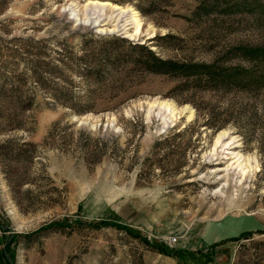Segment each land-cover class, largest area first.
I'll list each match as a JSON object with an SVG mask.
<instances>
[{
	"label": "rangeland",
	"instance_id": "374dc122",
	"mask_svg": "<svg viewBox=\"0 0 264 264\" xmlns=\"http://www.w3.org/2000/svg\"><path fill=\"white\" fill-rule=\"evenodd\" d=\"M135 3L0 0V256L15 237L11 264H240L252 255L263 258L264 122L237 119L212 133L194 109L233 111L237 103L264 98L262 89L251 97L207 92L197 84L188 91L177 78L136 68L135 83L115 102L117 111L79 116L47 104L38 80L16 78L24 65L15 51L31 46L29 38L45 40L47 60L60 39L86 31L120 36L163 59L197 63L245 65L233 49L264 46L261 11L235 9V0H172L151 16ZM199 4L208 14L194 13ZM14 91L34 93L30 110L14 113ZM187 127L168 143V157L163 147L152 151L158 140ZM101 221L175 254L98 227ZM54 223L64 228L35 233ZM244 234L251 237L242 240Z\"/></svg>",
	"mask_w": 264,
	"mask_h": 264
},
{
	"label": "trees",
	"instance_id": "16d2710c",
	"mask_svg": "<svg viewBox=\"0 0 264 264\" xmlns=\"http://www.w3.org/2000/svg\"><path fill=\"white\" fill-rule=\"evenodd\" d=\"M110 1L120 5L138 2V5L135 3V8L142 15L151 16L152 14L165 11L167 7H170L172 0ZM235 2L237 3L232 6L235 9L243 7L249 10L251 7H255L261 11L257 19L261 15L264 16V5L260 0H235ZM201 10L208 14L205 6L201 4L197 6L194 13L198 14ZM72 37L77 38L78 42L68 44L67 42ZM166 37L168 35L163 36V38ZM27 43H30L31 46L19 52L15 51L20 56L18 61H22L24 65L23 71L16 78L18 79L21 76L27 81L35 82V80H38L37 82L45 90L42 93V97L44 100H48L47 104L66 108L74 115L81 116L88 113L96 114L117 111L119 104H115V102L124 100L125 97L121 96L135 83L136 68L149 74L177 78L188 91L191 90L190 85L193 84H197L195 86H203V89L207 92L231 93L248 97H251L250 95L256 90L262 89L264 91V46L235 47L233 51L238 52L242 56L245 65H223L216 61L197 63L163 59L156 56L147 46L137 45L120 36L97 35L90 31L80 35L74 33L69 37L60 39L57 43L58 48L54 50L55 57L51 60L46 59V57H49V50L46 47L47 45L44 44V39L33 42L29 38ZM76 76L79 78L77 84L73 80ZM77 85H82V89ZM258 97L260 95L253 96V98ZM11 98L15 113L30 110L34 104L35 95L34 93L23 94L14 91ZM234 108L236 109L233 111L227 109L210 113L211 111L209 110L201 111L198 107H194L196 120L199 116L203 117L204 126L210 129L212 133H216L228 124L232 123L235 125L237 119H244L247 124H253L256 120H261V123L264 122V98L257 99L255 104L237 103ZM15 115L13 114L12 117L15 118ZM233 115H236V117ZM188 130H190L189 127L170 137L167 134L154 144L152 151L156 147H163V150H165L163 156L168 157L171 153L168 143L181 139ZM189 140L187 138L186 146L180 149L181 156H184L185 151L188 149ZM100 149L101 146L95 148L96 151ZM96 151H94V154H97ZM91 154L93 155V153ZM181 165L179 164V167ZM97 226L122 230L159 254L167 256L175 254L168 247L151 243L146 238L141 237L136 231L118 225L115 222L101 221ZM63 228V225L54 223L39 229L35 233L39 234L46 230ZM250 237L251 234H244L241 239L247 240ZM234 240L238 241V239ZM14 242L15 237H12L5 245L0 256V264L13 263L14 254L10 250V246ZM177 256L182 257L180 254ZM251 257L252 259L242 261L240 264H264V255L262 260L257 259L254 255ZM7 258L10 259V262Z\"/></svg>",
	"mask_w": 264,
	"mask_h": 264
},
{
	"label": "bare ground",
	"instance_id": "6f19581e",
	"mask_svg": "<svg viewBox=\"0 0 264 264\" xmlns=\"http://www.w3.org/2000/svg\"><path fill=\"white\" fill-rule=\"evenodd\" d=\"M91 4V3H90ZM94 4H99L100 6H102V7H114V8H116L117 9V6H113V5H111L110 3H108V2H104V3H100V2H94ZM123 13H125V12H123Z\"/></svg>",
	"mask_w": 264,
	"mask_h": 264
}]
</instances>
